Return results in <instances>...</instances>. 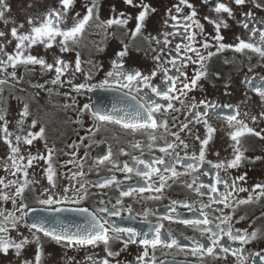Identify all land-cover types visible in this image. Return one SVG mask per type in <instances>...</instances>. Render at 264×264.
<instances>
[{"label": "snow or ice", "instance_id": "1", "mask_svg": "<svg viewBox=\"0 0 264 264\" xmlns=\"http://www.w3.org/2000/svg\"><path fill=\"white\" fill-rule=\"evenodd\" d=\"M209 0H204L208 3ZM248 0H230V3L235 6H245ZM76 0H58V7L50 8L42 14V16L30 17L27 20L29 29L26 32L19 33L18 27L23 28L20 24L14 26L10 30V35L17 43L15 51L8 53L5 51V45L0 43V53L6 57L0 58V73L6 74L5 78H0V95L3 94V86L9 83V79H23L17 77V67L23 65L28 72L34 71L35 66H39L42 73L53 72L55 76L50 81L52 85L63 86L68 83L72 91L77 94L83 92H95L98 89L114 90L121 93L119 105L113 104L111 108L95 103H85L79 107V117L85 114L89 115L93 121L92 126L86 130L84 137L80 138V145H85V140L95 143V136L100 132L102 127L108 125L120 126L126 133L146 135L150 141L148 147H153L154 144L163 136H158L157 133L162 129L167 136L174 139H164V147L160 148L161 155L153 160H145L139 156H132L133 165H129L127 161L120 162L114 158V154L109 147L106 155L99 156L95 159L96 167L106 163L111 164L109 172L113 170L125 174V180H131L132 174L141 178L145 183L144 186H123L124 182L119 180L115 174L106 177H98L97 181L91 182L85 180L84 158L88 156L87 151L83 157L78 156L79 147L73 143L69 147L72 149L71 155L76 157L75 160H68L67 164H74L77 171L73 172L69 182L65 185H58V172L53 164V157L56 154L55 146H48L45 137V128L41 126L38 131H28L27 134L21 135L25 120L31 114L28 103H24L23 109L20 112V119L16 122L18 132L9 131V121L6 119V107H0V140H2L8 148L6 159L0 161V167L4 169L7 176L0 177V253L7 255L10 250H13L15 256L19 258L25 248L29 245L36 246L34 260L23 259L20 264H43L44 245L45 242L54 243L62 246L65 249H96L101 245L104 249V256L98 257L94 254H88L85 257L84 264H121L117 259L121 252L126 251L129 245L143 246L141 253L137 254L133 261L127 264H164L163 260H159L156 251L157 249H177L178 252L185 255L196 256L198 260L203 261L204 257L211 256L215 259H228L229 254L235 258V264H264V248L252 250L248 246L254 241L264 239V230L261 227L252 228L249 224L248 228H252L249 232L248 228H235L233 225V216L240 205L250 204L254 200L259 201L264 198V183H256L249 190L241 186L238 182L246 180L247 173H243L236 177L221 175V172H227L228 169H237L246 160H250L245 155L247 148L242 146V138L247 135L255 136L264 140V130L257 131L256 128L250 127L249 122L256 124L258 119L264 120V111H260L259 115H251L248 111H243L240 104H219L207 99L196 100L195 97H189V93L197 87H202L199 82L202 79H207L209 75L208 62L225 50H232L235 53L245 54V59L249 62L248 73L245 74L242 83L247 89L260 98L261 106L264 107V74L253 72L255 67H264L260 63L264 61V20L257 21V18L251 11L243 13L242 19L237 21L243 29L247 30L248 38L243 39L236 37L237 43H224L225 37L221 34V29L229 27L227 19L219 14H227L228 18L235 20L233 8L228 2H216L214 12L217 15L216 19L205 16L203 19L214 26L215 35L209 40L205 37L200 43V47H195L197 43V29L199 34H203L204 25L200 23L197 17V10L189 0H180L175 6V12L180 14L183 12L182 6L189 8L190 13L181 16L173 15L169 9L168 15L175 23L172 25L176 31L164 33L163 43L167 46L171 43L169 36L180 35L183 40L180 44L175 45V53H168L164 62L161 61V56L156 55L153 59L157 61L154 69L147 74L139 69L128 68L125 65V57L129 54V45L122 41L121 50L117 51L115 58L111 60L110 70L107 71L104 77L92 83L94 73L88 71L85 73L84 81L81 83H73L74 74L82 71V60L78 48L80 41L84 37L86 31L93 25L97 28H104L107 36V29L113 26L126 27L131 16L125 17V13L120 12L118 16H112L107 20L100 18V2L99 0H91L89 4H85L86 12L81 16L80 12H76L71 17V26L68 24L69 10L74 7ZM125 3L133 7H141L142 10L136 17L137 23L135 29L131 31L133 39L141 34L145 26L146 18L151 12L156 9L149 4L143 3L134 5L133 0H125ZM255 8H264V4L252 0ZM10 11V6L5 0H0V20L5 24L8 20L4 19L6 12ZM115 12V7L112 9ZM257 23L259 27H257ZM167 24V20L165 21ZM182 24V30L179 25ZM251 25V27H250ZM115 36V33H112ZM6 33L0 31V38H4ZM59 38V39H58ZM150 40H160L155 37H149ZM6 43L10 44L11 40ZM43 45L47 49L58 47L60 55H54L52 62H49L44 56L31 54L33 46ZM214 48L215 51L209 49ZM200 49L206 50L203 54ZM98 51L103 49L98 48ZM25 52L28 54L25 55ZM75 52L74 61H69L64 58V54ZM163 53L164 49H160ZM252 53L258 58L256 65H251L252 56L247 53ZM192 53L196 59L189 56ZM227 62V61H226ZM89 65H93L92 61H88ZM191 63L199 65L189 77L186 68ZM31 66V67H29ZM170 66V67H169ZM13 70L8 72V68ZM175 69L174 74H170L171 70ZM65 74L69 75L68 80L62 79ZM161 76L160 83H154V78L157 75ZM217 77L219 73L215 74ZM43 88V84L35 85ZM230 87L225 84V94L230 95L227 91ZM65 96L71 98V104H66L69 108L77 104L71 92L64 93ZM246 100L250 99L245 93ZM159 98V99H158ZM160 99L166 101L161 103ZM242 101L241 103H246ZM177 104L179 107H177ZM225 109H230L231 113L226 114ZM177 113H183L184 119L180 120ZM210 114L217 119H223L227 125L233 129L229 133V137L233 144V156L230 160H220L216 163L206 159V154L210 142L213 140L217 129L210 122ZM169 118L171 119V129L169 127ZM83 126V120L75 121ZM38 121L33 119L30 128H35ZM202 125L205 129L203 139L195 134L189 125ZM191 136L193 140L199 141V152L187 151L190 145L182 138ZM37 139L44 140L45 153L37 151L36 154L27 152V155L21 152V145H32ZM134 149H140L141 143L139 140L132 142ZM178 148L184 151V157L181 158ZM120 154L129 155L123 148ZM218 156L219 153L217 152ZM165 157H168L166 159ZM262 157L256 156L255 160H260ZM40 161H44V177L47 184H41L35 179V174L30 177L29 169L38 165ZM207 163L215 170L214 183L203 184L198 183L199 174L204 164ZM178 165H183L184 171L178 170ZM208 175V173H203ZM182 176H191V181H183L188 189H191L199 197L208 196L207 202L199 201V207L195 211L199 215L192 219L181 217V209L193 211L194 205L186 200L171 201L169 209L163 216L157 218L155 222L149 220L150 215H155L150 209H144L142 215L144 222L149 225L147 230H141L133 226H125L118 224L116 219H123V211L127 208L128 219H134L132 216V206L126 205L125 197L141 196L142 199L160 200L163 196L165 188H170L172 183H175ZM13 177V178H7ZM220 185L224 191H221ZM39 193L37 194V187ZM115 187L118 189L115 202L112 200L100 199L97 205L91 209L86 207H56L58 205H81L87 201L93 193L91 188L106 189ZM59 188V191H57ZM249 192L246 198L238 199L236 193ZM144 193H149L144 197ZM218 194V195H212ZM34 199L39 205L44 206V211L59 213L62 211H76L84 214L81 223H68L60 216L43 217L38 214V210L31 207L27 202L29 199ZM11 204V208L3 205ZM216 205L217 207H214ZM222 207H219L221 206ZM225 209H230L225 212ZM246 219L245 216H240L239 220ZM179 222L180 224L191 228L199 236L185 237L190 240V244L182 243L181 239L171 230H165L163 221ZM239 221H237L238 223ZM254 223V222H253ZM27 231L24 234L21 229ZM164 230V231H162ZM16 233V237L11 235ZM183 236V233L180 234ZM18 237V238H17ZM42 237L44 239H42ZM231 242L225 244L223 241ZM121 243L122 247L114 251L113 245ZM238 245V246H232ZM217 249L219 251H217ZM175 261V255L172 256Z\"/></svg>", "mask_w": 264, "mask_h": 264}, {"label": "flooded vegetation", "instance_id": "2", "mask_svg": "<svg viewBox=\"0 0 264 264\" xmlns=\"http://www.w3.org/2000/svg\"><path fill=\"white\" fill-rule=\"evenodd\" d=\"M125 1V0H124ZM180 0H133L134 5H140L143 3L149 4L152 8H155V12H151L146 18L145 26L142 29L141 34L137 35L135 39L131 36V31L135 29L138 13L142 10L141 7H120L116 14L112 16H118L120 12L125 13V17L131 16L134 18V21L131 23L132 26L129 30V27H117L113 26L110 31L107 32H92L91 27L86 31L84 37L80 41V44L77 51L80 52L82 60V71L74 74L73 83H81L84 81L85 73L92 71L94 75L92 83H95L101 80L105 73L110 70L111 60L115 58L117 51L121 50L122 43L129 45V54L125 57V65L128 68L139 69L144 73H148L150 70L154 69L157 65V61L153 58L156 55L161 56V63L165 61L169 52L173 55L175 53V45L180 44L183 40V37L180 35L169 36L168 39L171 41L167 46L163 43L164 33L174 32L176 29L172 27L175 23L172 21L168 15L169 9L172 10L173 15L183 16L190 13V9L182 6L183 12L177 14L175 12V6L179 4ZM197 10V17L201 24L204 25L203 34H199L197 29V43L195 47L199 48L200 43L203 39L207 37L211 40V37L215 35L214 26L208 23L203 18L208 16L212 19H216L217 15L214 12V5L216 2H228L229 6L233 8L235 14V20L228 18L227 14L222 15L227 19L229 27L227 29H221V34L225 37L224 43H237L236 37L239 36L243 39L248 38L247 30L243 29L240 25L237 24V21L242 19L243 13L251 11L253 15L257 18V21L264 20V12L262 9H257L253 6L252 0H248L245 6H235L230 3V0H209L208 3H204V0H189ZM257 2L262 3L261 0ZM135 9V11L133 10ZM131 12V13H130ZM111 16V17H112ZM167 20V24L165 21ZM65 26H71L67 24ZM127 26H129L127 24ZM182 30V24L179 25ZM251 27V25H250ZM257 27L259 24L257 23ZM115 33V36L112 33ZM149 37H155L160 40V43H156V40H150ZM59 39V38H58ZM184 43H187L186 40H183ZM54 47V46H53ZM103 49L98 51L97 49ZM160 49H164V52L161 53ZM203 54H206V50L200 49ZM215 51L214 48L209 49ZM36 55V54H33ZM54 55H60L58 48L49 49V55L46 58L49 62H52ZM189 56H192L193 59L196 57L192 53H188ZM253 58L251 60V65H256L258 63V58L252 53H247ZM64 58L69 61H74L75 52L64 54ZM5 59V58H4ZM88 61H92L93 65H89ZM227 61V62H226ZM260 63L264 64V61ZM249 62L245 59V54L235 53L232 50H225L222 53H218L208 62L209 75L207 79H202L199 84L202 87H197L195 90L190 92L189 97H195L196 100L207 99L209 101L217 102L221 105L223 104H240L243 111H248L251 115H259L260 111H264V107L261 106V101L258 96L252 93L247 89L246 85L242 83V80L248 73ZM23 67V68H21ZM31 67V66H29ZM170 67V66H169ZM199 65H193L189 63L187 65L186 71L189 77L193 74V71L198 68ZM21 68V70H20ZM13 69L8 68V72H11ZM38 70V71H37ZM17 77H23V79H9V83L3 86V94L0 95V107H6L7 116L6 119L9 121V131L17 133V124L16 122L20 119V112L23 109L24 103H28L30 115L26 118L23 125V132L19 133L21 135L27 134L28 131H38L41 126L45 128V137L49 147L55 146L56 154L53 157V164L55 165L58 178V185H65L69 182V179L73 172L77 171V168L74 164H67L68 160H75L76 157L71 155L72 149L69 147L75 143L79 147L78 156L83 157L85 151H87L88 156L84 158V171L86 173L84 179L95 182L98 177H106L112 174H115L117 178L124 182L123 186H144V181L136 177L135 174H132L131 180H125V174L119 171L113 170L109 172L108 169L111 168V164H104L99 167L95 165V159L99 156L106 155L109 147L114 154V158L117 159L121 166L123 162L127 161L129 165H133L132 156H139L145 160H153L155 157L164 155L161 153L160 148L164 147V139H174L163 132L161 129L157 135L163 136L164 139H160L149 148L148 145L150 141L147 139L146 135L126 133L120 126L117 125H108L102 127L100 132L95 136V143L85 140V145L87 147L80 145V138L84 137L86 130L92 126V119L89 115L85 114L83 117H79V107L85 103H95L98 105H103L108 108H111L113 104L119 105L121 93H118L114 90H104L98 89L95 92H83L77 94L75 91H72L71 86L68 83H65L63 86L52 85L50 81L54 78L55 73L47 72L42 73L40 68L35 66V70L28 72L25 70L23 65H20L16 69ZM253 72H259L264 74V67H255ZM175 69H172L170 74H174ZM219 73L217 77L215 74ZM1 78H5L6 74L0 73ZM70 77L68 74H65L62 79L68 80ZM161 76L158 74L154 78V83L159 84ZM43 84L44 87H36L35 85ZM225 84H229L230 87L227 89L230 92V95L225 94ZM66 92H71V96L75 98L77 104L66 108V104H71V98L64 95ZM245 93L250 99L246 100ZM159 99V98H158ZM246 103H241L245 101ZM161 103H166L160 99ZM177 107L179 105L177 104ZM225 113H231L230 109H225ZM180 120L184 119L183 113H177ZM83 120V126L79 123H76L77 119ZM36 119L38 121L35 128H30L31 121ZM210 122L216 127L217 131L214 134L213 140L210 142L206 154V159L216 163L220 160H230L233 156V150L231 145L233 142L229 137V133L233 130L231 129L225 120L217 119L214 115L210 114ZM249 126L256 128L257 131L264 130V120L258 119L256 124H252L250 121ZM169 127L171 129V119L169 118ZM192 131L199 135L201 139L204 138L206 129L202 125H189ZM175 131V129H171ZM182 138L186 139V142L190 145L187 150L189 154L196 151L199 152V141H195L191 136L185 137V134H181ZM139 140L141 143L140 149H134L132 147V142ZM44 140L37 139L33 142L32 145H21V152L27 155V152L36 154L37 151L45 153ZM242 146L247 148L245 155L250 158L242 163V165L237 169H228L227 172H221V175H227L230 177H236L243 173H247L246 180L243 182H238L241 186L252 189V186L256 183H264V140L259 139L252 135H247L242 138ZM123 148L129 155L120 154V149ZM177 151L180 152L181 158L184 157V151L182 148H178ZM219 153L217 156L216 153ZM8 155L7 145L0 140V161L6 159ZM256 156L262 157L260 160H255ZM168 159V157H165ZM46 167L44 161H40L38 165H35L33 168L29 169L30 177L35 174V179L39 180L41 184L46 185L47 181L44 177L43 169ZM178 170L181 172L184 171L183 165H178ZM208 173L204 175L203 173ZM7 176L6 172L2 167H0V177ZM13 178V177H7ZM191 176H182L175 183L169 181L172 185L170 188H165L163 196L160 200H149L142 199L141 196L135 197H125L124 202L126 205L132 206V216L134 219H128L127 208L123 211V219L117 217L116 222L118 224H123L125 226H133L141 230H147L148 226L144 222V217L142 215H137L142 213L144 209H150L155 215H150L149 220L155 222V220L164 215V213L169 209L171 201L175 200H186L194 205L193 211H188L186 209H181V217L185 219H192L194 216L199 215L195 211V208L199 207V201L204 200L208 201L209 197H199L191 189H188L183 181H191ZM215 181V170L211 165L205 163L199 174L198 183L209 184L214 183ZM37 187V194L39 193V186ZM221 191H224L222 185L219 186ZM59 191V188H57ZM90 191L93 195L81 205H58L56 207H66V208H75V207H86L93 208L97 205V202L100 199L112 200L115 202V198L118 194V189L115 187L106 188V189H97L91 188ZM149 193H144L143 196L147 197ZM218 195V194H212ZM238 199L246 198L249 195V192H239L235 194ZM31 207H34L38 210L36 214L43 217H53L60 216L68 223H81L84 218V214H81L76 211H62L59 213L47 212L44 211V206L39 205L35 202L34 199H29L27 201ZM4 207L11 208V204L3 205ZM214 207H217L214 205ZM219 207H222L219 206ZM230 209H225V212H229ZM240 216H245L246 219L239 220ZM237 221H239L237 223ZM233 225L235 228H248L249 224H252V228L261 227L264 230V198H261L259 201H253L250 204L240 205L236 210L235 215L233 216ZM254 222V223H253ZM165 230H171L175 235H177L182 243L190 244L191 241L185 239V237H198L199 234L194 232L191 228L186 227L179 222H169L163 221ZM252 228H248L249 232ZM25 235L27 231L21 229ZM164 231V230H162ZM183 233V236L180 234ZM11 235L16 237V233L12 232ZM18 238V237H17ZM42 239H44L42 237ZM225 244H230L231 242L223 241ZM238 246V245H232ZM122 247L121 243H115L113 245V250H119ZM252 250H259L264 248V239L254 241L251 245L248 246ZM143 246L139 245H129L126 251L121 252L120 256L117 257L121 261V264H127L134 260L135 256L141 253ZM217 251H219L217 249ZM36 252V246L29 245L22 252L21 256L17 258L13 250H10L7 255L0 253V264H20V261L23 259L34 260ZM44 258L43 264H84L85 257L88 254H94L98 257L104 256V249L101 245L99 248L92 249H65L62 246L56 245L54 243L45 242L44 245ZM156 255L159 260H163L164 264H235V258L231 257L229 254L228 259H215L211 256L204 257L201 262L196 256L185 255L180 253L177 249H157ZM175 255V261H173L172 256Z\"/></svg>", "mask_w": 264, "mask_h": 264}, {"label": "rangeland", "instance_id": "3", "mask_svg": "<svg viewBox=\"0 0 264 264\" xmlns=\"http://www.w3.org/2000/svg\"><path fill=\"white\" fill-rule=\"evenodd\" d=\"M5 2L10 6V11L6 12L5 18L8 20V23L5 24L3 20H0V31H4L6 36L4 38H0V43L5 45V51L8 53H13L15 51V45L17 41L11 37L10 30L14 26H19L23 24V28L18 27V32L23 33L28 31L29 25L27 20L30 17L42 16L44 12H46L50 8L58 7V0H5ZM91 0H76V3L72 9L69 10V17L68 24H72L71 17L75 15L76 12H80L81 16H83L86 12L84 7L85 4H89ZM100 2V18L101 20L109 19L113 14L118 12L120 7L126 6L127 8L130 7L125 3L124 0H99ZM262 4H264V0H261ZM113 6L115 7V12L112 11ZM264 12V8H261ZM135 11V9H133ZM131 13V12H130ZM134 18L128 22L129 30L132 26V22ZM124 28V27H123ZM112 28L107 29V32L110 31ZM92 32H105L104 28H97L94 25L91 27ZM8 40H11V43H6ZM53 48H58L54 46ZM31 54H36L37 56H44L47 58L49 55V49H45L43 45H36L33 46L30 50ZM28 53L25 52V55ZM0 58H5L2 53H0ZM40 68L39 66H36ZM23 68V67H21ZM20 68V70H21ZM38 71V70H37ZM1 76V75H0ZM1 78V77H0Z\"/></svg>", "mask_w": 264, "mask_h": 264}]
</instances>
